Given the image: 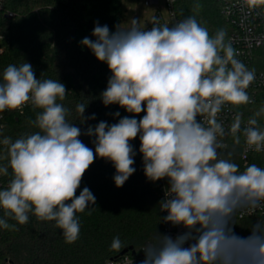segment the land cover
<instances>
[{
    "label": "clouds",
    "instance_id": "clouds-1",
    "mask_svg": "<svg viewBox=\"0 0 264 264\" xmlns=\"http://www.w3.org/2000/svg\"><path fill=\"white\" fill-rule=\"evenodd\" d=\"M249 9L264 0H245ZM199 6L197 5V8ZM148 30L140 19L117 24L115 30L96 21L91 37L80 40L96 59L106 63L112 75L100 94L107 107L117 104L137 119L120 116L118 122L100 121L82 131L69 122L70 109L62 103L68 90L57 79H38L29 62L8 64L0 80V112L22 109L29 102L40 109L30 123L39 129L6 146L7 166L0 174L12 178L0 188V228L16 230L29 214L54 221L67 243L80 235L83 213L96 204L88 187L77 195L83 176L97 157L110 161L116 187H122L136 168L137 152L131 141L139 137L143 171L151 182L167 181L159 222L181 229L175 235L155 230L139 251L140 264H264V167L247 164L243 170L234 160L225 137L246 150L264 152L261 107L247 119L236 112L225 126L219 118L225 106L253 103L247 89L256 78L241 60L226 32L210 35L195 16L171 27L153 15ZM87 104L78 103L81 123ZM197 117L201 119L198 121ZM81 135L94 137L88 147ZM238 218H246L245 226ZM247 231L241 235L237 227ZM125 245L113 238L110 250Z\"/></svg>",
    "mask_w": 264,
    "mask_h": 264
},
{
    "label": "trees",
    "instance_id": "trees-1",
    "mask_svg": "<svg viewBox=\"0 0 264 264\" xmlns=\"http://www.w3.org/2000/svg\"><path fill=\"white\" fill-rule=\"evenodd\" d=\"M123 0H6L5 8L14 12L9 18L0 16V80L8 64L31 63L38 79H57L66 86L68 94L62 103L71 111L67 119L82 131L88 125L100 121L118 122L128 112L117 104L105 106L100 94L106 89L112 75L106 63L100 62L80 40L91 37L96 21L115 30L123 21ZM197 5L199 6L197 8ZM175 11L180 19L195 16L210 35L218 29L229 36L222 6L218 0H176ZM253 68L264 72V48L257 51ZM264 101V96H263ZM78 103L87 104L85 116L93 113L95 120L81 123L76 112ZM40 109L33 106L22 113H14L5 120V135L13 140L22 135L39 131L30 121ZM143 114H139V118ZM80 139L94 151V137L81 135ZM137 155L136 171L122 187H116L113 177L115 168L110 161L97 157L85 172L77 195L88 187L96 197V204L83 213L80 235L73 243H67L62 230L54 221H41L29 214L24 225L16 224V230L0 228V264H105L120 256L125 249L139 250L153 237L155 230L162 232L159 217V197L154 182L143 171L142 154L139 153L138 137L131 141ZM7 156V153H6ZM7 164L8 160L5 157ZM9 179L11 168L9 169ZM7 179V177H6ZM4 210L0 209V218ZM245 226L246 221L237 220ZM242 229V227H239ZM241 235L244 231L240 230ZM119 236L125 247L120 252L110 250L114 237Z\"/></svg>",
    "mask_w": 264,
    "mask_h": 264
},
{
    "label": "built area",
    "instance_id": "built-area-1",
    "mask_svg": "<svg viewBox=\"0 0 264 264\" xmlns=\"http://www.w3.org/2000/svg\"><path fill=\"white\" fill-rule=\"evenodd\" d=\"M160 0H145V6L153 7L159 4ZM168 11L170 14V21L167 23L171 27L174 23H176L179 18L175 11V3L176 0H166ZM218 2L222 6V11L226 22L229 24V36L228 42L230 41L233 48L238 53L237 59L241 60L249 69H254V57L258 50L264 48V4H259L256 7L249 9L245 0H218ZM6 0H0V16L2 14L11 18L14 16V12L5 8ZM157 17L160 18L161 24H165L166 20L160 13H156ZM152 27L149 24L145 30H148ZM3 41V37L0 35V45ZM255 81L252 85L247 89L249 95L253 99V103L247 105H241L238 107H234L231 105L225 106L223 112L220 114V119L224 122L225 126L231 123L232 117L236 112H240L243 114V121L246 125L247 119L252 116L256 111H258L261 107H264V72L257 71ZM32 104L29 102L22 109L16 110H5L4 112H0V140L4 137H8L5 135L6 125L5 120L7 116L14 113H22L25 109L31 107ZM141 114H145V112H141ZM201 118L197 117L199 121ZM259 125L264 128V116L259 117ZM225 142L229 145V149L235 147V157L234 160L237 164L240 165L241 170L247 165L251 163H256L259 166L264 167V152L256 153L251 150H246V145L244 144L243 137H241L240 145L233 144V140L230 136L225 137ZM6 146L0 143V166H7L5 157H6ZM10 169V167H9ZM10 173V172H9ZM9 175L0 174V188L7 187L9 179ZM7 177V179H6ZM154 186L156 189V193L161 200L164 197V190L167 186L166 180H161L154 182ZM166 215V213H163ZM240 221H246V218H238ZM161 233H171L175 235L181 229L175 228L170 224H164L162 226ZM240 230L244 231V235H247V231L242 228L239 229L237 227L236 231L240 232ZM145 245V244H144ZM143 245V246H144ZM141 246L140 249L143 247ZM139 249V250H140ZM135 250V254L121 255L115 258H111L105 262V264H140V261L144 258V253L142 251ZM133 251V250H132ZM7 264H11L8 262Z\"/></svg>",
    "mask_w": 264,
    "mask_h": 264
},
{
    "label": "rangeland",
    "instance_id": "rangeland-1",
    "mask_svg": "<svg viewBox=\"0 0 264 264\" xmlns=\"http://www.w3.org/2000/svg\"><path fill=\"white\" fill-rule=\"evenodd\" d=\"M124 15L122 23L130 21V18L140 19V26L146 28L149 26L151 17L160 13L163 18L166 20V23L170 21V14L168 11V6L166 0H160L158 5L153 7L145 6V0H123L122 2ZM135 115L136 118H139V114L128 113L127 116ZM138 142L140 146V140L138 137Z\"/></svg>",
    "mask_w": 264,
    "mask_h": 264
},
{
    "label": "water",
    "instance_id": "water-1",
    "mask_svg": "<svg viewBox=\"0 0 264 264\" xmlns=\"http://www.w3.org/2000/svg\"><path fill=\"white\" fill-rule=\"evenodd\" d=\"M131 252H132V254H135V252L132 251V248L125 249L124 251H122L121 255H127V254H130Z\"/></svg>",
    "mask_w": 264,
    "mask_h": 264
}]
</instances>
